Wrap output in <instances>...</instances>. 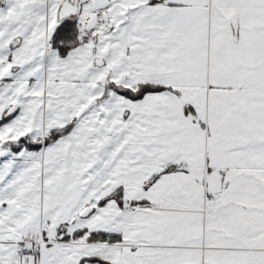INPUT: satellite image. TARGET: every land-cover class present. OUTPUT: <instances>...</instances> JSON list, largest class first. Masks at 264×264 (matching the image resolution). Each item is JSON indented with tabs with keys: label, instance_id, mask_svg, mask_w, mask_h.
Returning <instances> with one entry per match:
<instances>
[{
	"label": "snow or ice",
	"instance_id": "snow-or-ice-1",
	"mask_svg": "<svg viewBox=\"0 0 264 264\" xmlns=\"http://www.w3.org/2000/svg\"><path fill=\"white\" fill-rule=\"evenodd\" d=\"M0 264H264V0H0Z\"/></svg>",
	"mask_w": 264,
	"mask_h": 264
}]
</instances>
